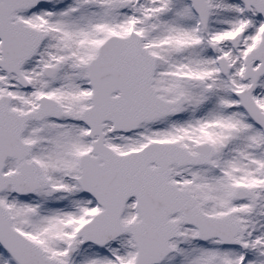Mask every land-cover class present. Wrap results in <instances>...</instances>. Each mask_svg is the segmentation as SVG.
Wrapping results in <instances>:
<instances>
[{
	"label": "snow or ice",
	"instance_id": "obj_1",
	"mask_svg": "<svg viewBox=\"0 0 264 264\" xmlns=\"http://www.w3.org/2000/svg\"><path fill=\"white\" fill-rule=\"evenodd\" d=\"M0 264H264V0H0Z\"/></svg>",
	"mask_w": 264,
	"mask_h": 264
}]
</instances>
